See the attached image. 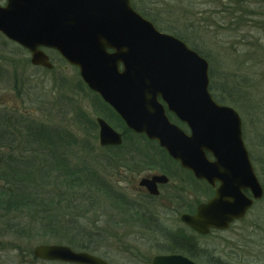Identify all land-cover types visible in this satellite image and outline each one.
Returning a JSON list of instances; mask_svg holds the SVG:
<instances>
[{"label": "water", "instance_id": "1", "mask_svg": "<svg viewBox=\"0 0 264 264\" xmlns=\"http://www.w3.org/2000/svg\"><path fill=\"white\" fill-rule=\"evenodd\" d=\"M7 1L0 5V33L27 49L31 63L52 68L42 47L56 50L133 133L157 142L197 179L213 187L219 183L196 214H182L186 225L202 235L228 230L264 198L241 115L212 97L208 60L177 35L159 30L131 0ZM96 123L99 145L123 144V133L106 119ZM32 254L49 262L109 264L60 243L38 245ZM153 264L196 263L167 255L153 258Z\"/></svg>", "mask_w": 264, "mask_h": 264}, {"label": "rangeland", "instance_id": "2", "mask_svg": "<svg viewBox=\"0 0 264 264\" xmlns=\"http://www.w3.org/2000/svg\"><path fill=\"white\" fill-rule=\"evenodd\" d=\"M131 1L139 13L141 9L143 13H148L158 22L159 30L166 34L170 33L167 28H172L174 32L188 36L195 46L210 55L212 59L210 67H213L216 74L220 73L223 76V79L218 81L221 94L224 90L239 92L236 105L231 107L241 115L246 148L250 155L259 161L258 165L255 163L254 166L259 179L264 183V28L262 29L261 20L264 18V6L258 7L257 3H253L250 7L251 20L254 22L248 17L245 23L243 21V24L240 23L234 28L230 19L229 26L218 29L215 23L220 21V17L222 18L218 11L222 10L219 3L223 0ZM252 45L256 46L253 48ZM17 48L18 45L0 36V67L6 69L8 64V70H4L6 75L0 76V108L19 109L35 119H50L55 123L60 121L75 131L80 127L78 121L80 109L96 121L97 109L92 105L95 101L94 96L77 88L80 76L75 66L61 61L56 53L47 51L56 67L51 73L43 71L30 65L29 55L18 51ZM254 49H257L256 55L252 53ZM15 77L24 82L22 96L14 90V84L20 83L15 81ZM98 133L97 129L95 151L90 153L91 155L88 154L86 160L90 166L99 169L115 189L118 188L120 195L124 192L131 196L133 190L129 187L131 188L133 184L131 176L135 174V172L131 173V168L138 157H132L128 162L127 159H120L114 164V159H111V154L114 153L99 145ZM164 163V166L172 171V177H176L172 182H186L184 173L181 175L174 173L176 171L173 167L176 170V166L171 162ZM186 185L189 186L188 183ZM173 186L179 188L177 186L180 185L173 184ZM93 195L90 192L86 202L88 206L86 219H91L95 228L88 220L83 221L88 228L87 232L96 237L98 244L95 249L100 255L110 251V246L132 245L134 249L145 250L139 247V244H163L162 240L168 235L167 232L161 233V227L170 232L184 231L179 219L180 215L174 213L166 204L165 213L160 215L164 220L151 228L145 221L143 222L142 217V221H139L135 216L123 217L122 211L112 212L111 207L118 208L112 206L116 203ZM184 201L185 206L177 203L170 205L178 210V206L187 207L194 203L189 197ZM263 205L264 202H259L256 211L250 212L244 222L233 225L229 231L202 237V246L218 254L225 252L235 264H264ZM181 212L182 209L179 213ZM3 230L4 227L0 223V264H67L34 259L31 253L36 246L42 244L40 241L5 237ZM111 251L117 250L113 248ZM110 256H114V253H110Z\"/></svg>", "mask_w": 264, "mask_h": 264}, {"label": "trees", "instance_id": "3", "mask_svg": "<svg viewBox=\"0 0 264 264\" xmlns=\"http://www.w3.org/2000/svg\"><path fill=\"white\" fill-rule=\"evenodd\" d=\"M253 3H257L258 7L264 6V0H223L219 3L222 10L218 13L222 15V18L220 17V21L215 23L217 28L229 26L230 19L233 21L234 28L240 23L243 24V21L245 23L248 17L251 20L250 7ZM133 6L135 8V5ZM139 11L142 16L158 27V22L154 21L148 13H143L141 9ZM261 20L263 29L264 18ZM251 22L254 21L251 20ZM167 29L169 34L177 35L205 57L209 65L212 64L210 55L195 46L188 36L180 35L172 28ZM1 35L6 37L0 33ZM16 45L19 46L18 51L26 53L22 46ZM252 46L254 48L256 45ZM255 51L257 49L252 51L254 55H256ZM6 69L8 70V64ZM6 69L0 67V76L6 75L4 71ZM209 75L212 97L220 104L236 105L239 92L224 90L221 94L222 90L218 87V81L223 79V76L220 73L216 74L212 66ZM15 78V81H20V83L14 84V90L21 95L24 82L18 77ZM78 79L77 88L94 96L95 101L92 105L97 109V117L105 118L124 135V143L121 147L100 145L103 149L114 153L111 154L114 164H117L120 159H127L128 162V159L139 156L154 159L153 155L158 156L159 152L162 158H167L165 150L158 143L149 142L145 136L133 133L98 94L88 89L81 77ZM168 115L180 124L172 114L168 113ZM32 117L29 113L19 109L0 108V223L4 227L3 235L28 241L36 240L42 244H67L80 252L88 251L98 254L95 249L98 244L96 237L87 232L88 228L83 221L88 212L86 202L90 192L96 197L116 203L112 206H117L119 209L111 207L112 212L119 210V212L122 211L123 217H132L135 213L140 220L141 217L137 214L139 213L138 208L118 197L117 188L115 189L105 175L99 169L90 166L86 160L87 155L93 153L97 145V121L88 117L80 109L78 113L80 127L75 131L60 121L55 123L50 119L40 120ZM250 156L253 163L258 165L259 161L254 156ZM169 161L176 166L174 162ZM176 167V170L173 167L176 171L174 173L181 174L186 171L179 165ZM167 173L173 176L171 170ZM184 173L186 183L195 189L197 182L194 176ZM259 202H264V199ZM254 211H256V206L251 213ZM88 222L95 228L91 219ZM167 235L166 238L174 240L169 234ZM174 244L182 245L180 241L171 242V245ZM164 248L172 249L171 247ZM180 249L184 248L180 247ZM200 256L202 257L200 261L204 264H235L225 252L218 254V252L204 250ZM33 258L38 259L34 255Z\"/></svg>", "mask_w": 264, "mask_h": 264}, {"label": "flooded vegetation", "instance_id": "4", "mask_svg": "<svg viewBox=\"0 0 264 264\" xmlns=\"http://www.w3.org/2000/svg\"><path fill=\"white\" fill-rule=\"evenodd\" d=\"M7 2H8L7 0H0V5L5 6L7 5ZM23 49L26 51V54L29 55V63H31L32 62L31 53L28 52L27 49L25 48ZM42 50L48 55L53 67L47 68L45 66L34 65L33 63H31L33 67L39 68L43 71H48L50 73L51 71L55 70L56 65L54 64V62H52L53 60H51L47 51H52L56 53L60 57L61 61H64L68 65H71L56 50L51 49V48L49 49L46 47H42ZM170 120H172L175 123H178L175 120H173V118H170ZM179 125L183 127L184 130H186L189 133V131L187 130V127L184 124L180 123ZM98 130H99V127H98ZM149 142H155V141H149ZM153 157L154 159H151V158L145 159L141 156L136 158L138 160L136 163H133L134 166L133 168H131L132 169L131 173L135 172V174H132L131 176L133 184H131L132 185L131 188L129 187V189L133 190V194L131 196H128L127 193L123 192L120 195V193H118V188H117V194L119 195L118 197H121L123 200L126 201V203L136 206L139 210V213H137V214H140L139 217H143V222L145 221V223L149 225V227L151 228L155 227V225H157L159 222L164 220V218L160 215L165 213L166 205L170 206V208L172 209L174 213L177 212L178 215H180L179 219L182 223V226H183L182 228L184 229V231L183 230H180V231L172 230L170 232L169 230H166L164 227H161L160 231L161 233L167 232L166 234H169L171 237H173L176 242L180 241L182 245L181 246L177 244L171 245V242L175 243V241L172 239L170 240L166 238L167 237L166 236L165 240L164 239L162 240V242L164 241L163 244H157V245L139 244L140 245L139 247H143L142 249H145V250L134 249L132 245L119 246V247L110 246L109 247L110 251H107L106 254H101V255L95 254V255L100 257L102 260L108 262L109 264H153V258H156L157 256H167V255H176V256L181 255L186 258L188 257V259L195 262L196 264H204L202 261H200V258H202L200 255L204 252V250L205 251L207 250L210 251V250L202 246L203 244L201 243V238L207 237L216 232L229 231L233 227V225L239 222H244L247 219V216L250 214V212H252V210L255 208L257 203L261 201L262 199H260L259 201H256L254 206L249 211H247L248 213L246 217H244L243 219L239 221L232 222L228 230L222 231V230H217V229H211L208 234L202 235L201 233L196 232V230L191 228L189 225H186L182 221L181 217H182V214H190V215L196 214L198 206L201 203H204V202L206 203V201H208L215 195L216 189L219 186V183H217V185L213 187L209 185L207 182L197 179L188 170L184 172L190 173L196 179L197 184L195 185L197 186H195V189L187 186L186 185L187 183L183 181L172 182V180L176 177H172L169 173H167L169 172V170L167 167L164 166L165 164L164 162L169 163L170 162L169 160H171L172 162H174L176 166L178 165L180 166L179 162H176L168 154H167L166 159L162 158V156L160 155V152L158 153V156L153 155ZM182 169L185 170L184 168ZM161 176H166L168 177L169 180L167 182L161 181V180L155 181V178L159 179ZM147 182H150V184L147 185ZM173 184L174 185L178 184L180 186H177L179 188H176L173 186ZM199 187H201V189ZM245 193L247 195H250L249 190H246ZM186 197L191 198L194 201V203L192 205H188L187 207H181L183 205L185 206L184 200L186 199ZM176 203L182 204L181 206L177 207L178 210L174 209V207L170 205V204L174 205ZM180 209H182L181 213H179ZM136 216L138 215H136L135 213V217ZM139 221H142V220L139 219ZM175 246L177 248H175ZM164 247H167V248L171 247L172 249L168 250V249H165ZM180 247H183L184 249L182 250L180 249ZM113 248L116 249L117 251H111V249L113 250ZM110 253H114V256H110ZM68 264H72V263H68Z\"/></svg>", "mask_w": 264, "mask_h": 264}]
</instances>
